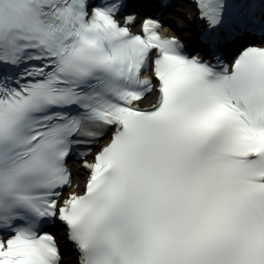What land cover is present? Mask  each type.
<instances>
[{
	"label": "snow or ice",
	"instance_id": "1",
	"mask_svg": "<svg viewBox=\"0 0 264 264\" xmlns=\"http://www.w3.org/2000/svg\"><path fill=\"white\" fill-rule=\"evenodd\" d=\"M192 4L0 0V264H264V0Z\"/></svg>",
	"mask_w": 264,
	"mask_h": 264
},
{
	"label": "bare ground",
	"instance_id": "2",
	"mask_svg": "<svg viewBox=\"0 0 264 264\" xmlns=\"http://www.w3.org/2000/svg\"><path fill=\"white\" fill-rule=\"evenodd\" d=\"M173 24H174V27H173ZM171 26H170V28L168 27L167 28V30L172 34V35H178L177 33H178V30L180 29V28H182V26H183V24L181 23V22H176V23H173ZM75 172H76V176H75V181L76 182H79V180H80V173L82 172L81 170H80V168H75ZM68 264H70V263H68Z\"/></svg>",
	"mask_w": 264,
	"mask_h": 264
}]
</instances>
